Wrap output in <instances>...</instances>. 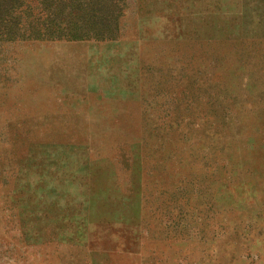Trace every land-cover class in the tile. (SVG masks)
<instances>
[{
	"label": "rangeland",
	"instance_id": "rangeland-1",
	"mask_svg": "<svg viewBox=\"0 0 264 264\" xmlns=\"http://www.w3.org/2000/svg\"><path fill=\"white\" fill-rule=\"evenodd\" d=\"M0 264H264V0L2 43Z\"/></svg>",
	"mask_w": 264,
	"mask_h": 264
},
{
	"label": "trees",
	"instance_id": "trees-1",
	"mask_svg": "<svg viewBox=\"0 0 264 264\" xmlns=\"http://www.w3.org/2000/svg\"><path fill=\"white\" fill-rule=\"evenodd\" d=\"M123 9L124 0H0V43L109 41Z\"/></svg>",
	"mask_w": 264,
	"mask_h": 264
},
{
	"label": "crops",
	"instance_id": "crops-1",
	"mask_svg": "<svg viewBox=\"0 0 264 264\" xmlns=\"http://www.w3.org/2000/svg\"><path fill=\"white\" fill-rule=\"evenodd\" d=\"M2 43H0V45H1Z\"/></svg>",
	"mask_w": 264,
	"mask_h": 264
}]
</instances>
